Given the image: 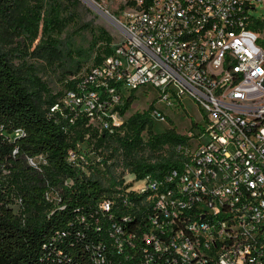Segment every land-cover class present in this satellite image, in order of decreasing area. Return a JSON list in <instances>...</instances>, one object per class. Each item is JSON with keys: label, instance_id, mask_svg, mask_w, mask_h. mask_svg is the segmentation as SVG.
<instances>
[{"label": "built area", "instance_id": "2783aa9c", "mask_svg": "<svg viewBox=\"0 0 264 264\" xmlns=\"http://www.w3.org/2000/svg\"><path fill=\"white\" fill-rule=\"evenodd\" d=\"M126 2L113 20L120 42L51 112L113 133L124 99L152 87L168 105L192 98L204 138L178 144V164L161 175L129 173L98 203L109 243L93 264H264V16L253 14L264 0ZM151 116L165 120L158 107Z\"/></svg>", "mask_w": 264, "mask_h": 264}, {"label": "trees", "instance_id": "16d2710c", "mask_svg": "<svg viewBox=\"0 0 264 264\" xmlns=\"http://www.w3.org/2000/svg\"><path fill=\"white\" fill-rule=\"evenodd\" d=\"M70 1L0 0V264H93L98 252L105 253L98 245L101 241L108 245L109 239L104 227L96 229L94 211L123 181L111 177L106 186L101 176L88 173L80 156L76 162L69 160V151L79 154L78 143L87 135L103 146L127 123L130 130L122 141L130 150L143 144H174L176 149L186 143L174 128L151 133L143 141L142 133L153 126L154 102L125 119L113 133L100 132L85 114L71 123V113L51 112L64 93H51L32 66L15 61L19 48L9 45L17 38L32 45L40 36L36 48L42 46L54 30L64 27L62 12ZM112 51L106 48L103 55H96L95 63ZM77 77L66 79L65 91L76 87ZM133 101V94L124 99L119 107L123 117ZM18 130L23 133L15 136ZM40 155L46 160L41 169L29 164L28 157ZM178 162L175 151L153 162L134 157L130 174L161 175Z\"/></svg>", "mask_w": 264, "mask_h": 264}, {"label": "rangeland", "instance_id": "374dc122", "mask_svg": "<svg viewBox=\"0 0 264 264\" xmlns=\"http://www.w3.org/2000/svg\"><path fill=\"white\" fill-rule=\"evenodd\" d=\"M47 0H45L46 4ZM62 16L65 17L62 30H54L52 38L42 42L39 38L32 44L18 41L10 46L18 47L15 61L32 66L36 74L48 85L51 93L65 91L66 79L79 76L95 63V57L104 53L106 48L114 49L122 36L114 23V19H124L128 9L126 0H72L66 4ZM253 14L264 16V4L258 3ZM109 38L111 41L109 42ZM148 92L143 88L138 90L131 107L126 112L124 119H128L136 112L146 111L154 102L155 108L165 113V120L153 118L152 128L142 133L143 141L149 136L174 128L177 133L186 137V143L191 145L197 136L195 123H203L202 112L197 103L190 97H184L179 104L168 105L163 101H156L158 91L150 87ZM155 100V101H154ZM130 126H122L120 132L103 146H100L95 137L86 136L85 141L78 143L79 156L87 164L88 173H95L102 177L104 185L110 183L111 177L120 181L132 180L129 175L134 169V157L145 162H153L161 155L175 151L174 144H165L161 147H153L151 144L134 145L131 150L123 144ZM193 133L195 136H191ZM21 135L20 130L14 133ZM39 159V158H38ZM41 160V159H39ZM142 181H137L131 188H137ZM56 199V198H55Z\"/></svg>", "mask_w": 264, "mask_h": 264}, {"label": "bare ground", "instance_id": "6f19581e", "mask_svg": "<svg viewBox=\"0 0 264 264\" xmlns=\"http://www.w3.org/2000/svg\"><path fill=\"white\" fill-rule=\"evenodd\" d=\"M157 120H162V119H157ZM201 136V138H204V136L203 135H200Z\"/></svg>", "mask_w": 264, "mask_h": 264}]
</instances>
